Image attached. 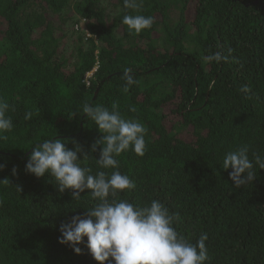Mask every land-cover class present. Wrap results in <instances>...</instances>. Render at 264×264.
Wrapping results in <instances>:
<instances>
[{"label":"trees","instance_id":"trees-1","mask_svg":"<svg viewBox=\"0 0 264 264\" xmlns=\"http://www.w3.org/2000/svg\"><path fill=\"white\" fill-rule=\"evenodd\" d=\"M137 14L155 18L139 35L122 23ZM80 21L85 29H75ZM214 52L228 60L206 59ZM125 68L137 81L127 90ZM245 85L250 92L239 91ZM0 95L14 125L0 140V264H99L85 244L77 254L59 242L60 225L94 204L91 190L76 201L50 174L25 171L32 148L58 138L82 147L92 174H111L96 164L103 146L91 151L103 134L85 104H115L147 129L143 156L117 157L136 184L118 198L159 199L179 212L191 242L208 234L209 264H264V169L237 188L220 166L244 145L250 158L264 156V0H140L138 9L123 0H0Z\"/></svg>","mask_w":264,"mask_h":264},{"label":"clouds","instance_id":"clouds-1","mask_svg":"<svg viewBox=\"0 0 264 264\" xmlns=\"http://www.w3.org/2000/svg\"><path fill=\"white\" fill-rule=\"evenodd\" d=\"M123 4L125 8L138 9L140 0H123ZM122 23L130 32L139 35L153 26L155 18L140 14L124 15ZM206 59L220 63L227 61L228 56L214 52ZM123 79L126 81L125 90L137 83L131 68L124 69ZM239 91L248 93L250 89L245 85ZM8 108L5 98L0 95V140L8 139L6 133L14 127L7 115ZM130 110L135 111V108ZM83 112L103 134L92 145L91 151L95 153L98 146H103L96 164L100 169H113L110 175L104 170L92 174L90 168L81 166V160L89 156L85 153L80 159L82 147L77 143L75 150L69 149L58 138L46 139L35 145L25 165V171L37 178L50 174L61 193L72 190L73 200L79 201L82 193L91 190L94 204L86 208L83 216L74 215L69 222L60 225L59 242L70 245L77 254L82 252L79 245L85 244L99 264H209L208 234L203 233L195 243L191 242L178 231L179 224L183 222L179 212H172L159 199H151L141 206L118 198V193L131 191L136 184L129 175L118 170L117 157L129 149L139 156L144 155L145 126L138 120L122 116L115 104L111 109L85 104ZM31 118L32 113L26 112L24 119ZM249 152V146H240L225 153L220 164L222 169L232 170L230 179L237 188L256 179L257 167L264 169V156L253 152L250 158ZM5 166L0 163V170Z\"/></svg>","mask_w":264,"mask_h":264},{"label":"built area","instance_id":"built-area-1","mask_svg":"<svg viewBox=\"0 0 264 264\" xmlns=\"http://www.w3.org/2000/svg\"><path fill=\"white\" fill-rule=\"evenodd\" d=\"M75 29H85V22L84 23H76L75 25ZM87 35L90 36L89 33H87ZM97 67H95L93 70H91L90 72H88V74L86 75L85 79H87V83H90V78L93 76L94 72L96 71Z\"/></svg>","mask_w":264,"mask_h":264},{"label":"rangeland","instance_id":"rangeland-1","mask_svg":"<svg viewBox=\"0 0 264 264\" xmlns=\"http://www.w3.org/2000/svg\"><path fill=\"white\" fill-rule=\"evenodd\" d=\"M80 23H84V21H80Z\"/></svg>","mask_w":264,"mask_h":264}]
</instances>
